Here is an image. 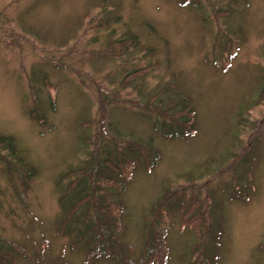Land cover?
<instances>
[{"label": "rangeland", "instance_id": "1", "mask_svg": "<svg viewBox=\"0 0 264 264\" xmlns=\"http://www.w3.org/2000/svg\"><path fill=\"white\" fill-rule=\"evenodd\" d=\"M2 136L15 264H123L86 261L87 223L134 264L149 230L162 264H264V0H0ZM119 152L128 180L104 170Z\"/></svg>", "mask_w": 264, "mask_h": 264}, {"label": "trees", "instance_id": "2", "mask_svg": "<svg viewBox=\"0 0 264 264\" xmlns=\"http://www.w3.org/2000/svg\"><path fill=\"white\" fill-rule=\"evenodd\" d=\"M126 42H127L126 40H124V41H114L110 45L120 44L119 46L122 48V50H124V48L126 50L128 48V45L125 44ZM46 82H48L47 79H44V84ZM162 92L164 93L165 91L163 90ZM175 104L176 105H174V106H172L173 104L170 105V107H168V108L171 110V108H173V107L174 108L179 107L180 108V110H179L180 113L183 110L186 111L189 114H192V112H194V111H192V108L190 107V101H188L186 99H180V101H177ZM173 114H177V113H173ZM31 115L34 117V113H32ZM39 121L43 122V118H39ZM191 125H192V127L194 126V122L193 121H189L187 119H183L182 122H181L182 134H185V135L186 134H190L191 130H193L191 128ZM0 147H4V148L6 147V148L9 149V151L11 153H16L15 152V145L13 143V138L12 137H6V136L0 137ZM112 161H113V165L110 164V162H112ZM106 163H107V165L105 167L106 169H104V170H109V172H112L114 169H117V170H119L122 173V175L124 176L125 179H127V180L129 179L128 169H130L131 161L128 158L126 160L123 159L120 152L118 153L116 160H113L112 158L109 157V158H107V162ZM98 170H100L99 167L93 168L92 171H94V173H92L90 176H95L96 175L97 178H99L100 175L98 173ZM78 172H79L78 174H83V173H81V170L78 171ZM80 178H77L73 182L74 185L78 186L80 184V181H81ZM104 178H106V177L101 176L97 181L102 180ZM84 179L85 178H83L82 181ZM111 184H113L114 187H117L118 189H123L124 188V183L123 182L120 183V182H117L116 180H113L111 182ZM86 188L87 187H84L83 189L79 190L78 196H77L78 199L75 200L74 204L71 206V209L69 210V214L68 215H70V213H73L77 209V207L79 206V205H76L77 203L78 204H83V203L86 202V200H88L90 198L89 195L85 196V197L82 196V195H86L85 193H83V192H85ZM97 196H98V194H97ZM91 198H90V200H91ZM94 201L96 203L97 199L95 198ZM104 210L109 214V219L112 221V223L115 226H117L118 218H119V216L121 214L120 213L121 209L120 210H118L117 208L115 209V213H118V215L114 213V209L112 208L111 205H106L104 207ZM98 211L99 212L102 211L100 207L98 208ZM87 220L90 221L89 218ZM86 226H87V228H89L88 231L89 230L93 231L92 239L95 240L93 248H91L87 244L85 246V248H87V250H88L86 261H88L92 257L96 256L97 253H99V254H104V255H106L108 257L109 256L116 257L118 259V260L117 259L116 260L117 261H121L123 264H134V263H132L131 260L124 259L123 257H121V254H122L121 246H120L118 240L113 238L111 234H109L108 237L104 238L101 233L95 232L94 230L91 229V224L90 223H87L85 225V227ZM147 236H148V239H146L144 241L143 245H142L141 263L142 264H155V263L162 264L163 259L166 257V255H164V254L166 253V247H167V246L165 247L166 242H165L164 234L163 233L162 234L161 233H157L155 236L154 235L152 236V232H151V230H149ZM104 243H106V244L104 245ZM98 248H100L101 251H100V249L98 251L97 250ZM102 249H103V251H102ZM130 249L131 248L128 246V250H130ZM120 252H121V254H120ZM14 254L16 256L26 257L25 256L26 255L25 251H24V249H22V247H19L17 244L12 243L11 241L9 242V241H5L3 239L2 240L0 239V264H15V256H12Z\"/></svg>", "mask_w": 264, "mask_h": 264}]
</instances>
